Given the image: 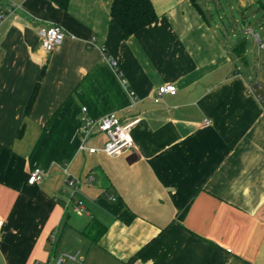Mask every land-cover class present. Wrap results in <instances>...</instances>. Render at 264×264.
<instances>
[{"label": "crops", "instance_id": "crops-1", "mask_svg": "<svg viewBox=\"0 0 264 264\" xmlns=\"http://www.w3.org/2000/svg\"><path fill=\"white\" fill-rule=\"evenodd\" d=\"M112 1L0 0V264H264V0H151L128 37ZM82 106L138 119L133 146L107 155Z\"/></svg>", "mask_w": 264, "mask_h": 264}, {"label": "built area", "instance_id": "built-area-1", "mask_svg": "<svg viewBox=\"0 0 264 264\" xmlns=\"http://www.w3.org/2000/svg\"><path fill=\"white\" fill-rule=\"evenodd\" d=\"M14 5L0 6V22L4 20L9 14L14 11ZM37 36L39 38V47L45 52H51L56 46L60 45L66 35L65 30L58 24L40 25L36 29ZM256 89H260V85H249L248 91L255 92ZM176 90L174 84H163L158 86L156 93L154 94V101H159L164 94H173ZM129 94L134 98V92L129 91ZM258 100L262 101V95H257ZM80 119L82 121V130L85 137L92 134H103L106 138L102 151L109 156H115L122 153L124 150L133 146L130 136V130L132 126L138 121V119L131 120L129 122H122L121 119L114 113L105 114L99 118H93L88 115L86 106L80 108ZM81 149H87L89 153H94L98 150L96 147H87L84 142L80 146ZM43 170L37 168L33 170L29 177L28 183L32 184L38 182L43 177ZM66 183L72 187L73 192L77 189L80 180L78 178L67 177ZM3 221L0 219V229L2 228ZM64 255L58 257L57 262L60 263L63 260ZM74 259V257H70Z\"/></svg>", "mask_w": 264, "mask_h": 264}, {"label": "trees", "instance_id": "trees-1", "mask_svg": "<svg viewBox=\"0 0 264 264\" xmlns=\"http://www.w3.org/2000/svg\"><path fill=\"white\" fill-rule=\"evenodd\" d=\"M53 1L60 8H64L68 0ZM192 1L195 3V0ZM110 15L121 28L123 37H128L157 20V14L151 0H113L110 7ZM84 233L86 232L84 231ZM100 234L93 236V241H96Z\"/></svg>", "mask_w": 264, "mask_h": 264}, {"label": "rangeland", "instance_id": "rangeland-1", "mask_svg": "<svg viewBox=\"0 0 264 264\" xmlns=\"http://www.w3.org/2000/svg\"><path fill=\"white\" fill-rule=\"evenodd\" d=\"M222 5H224L225 8H226V6H227V5L225 4V1H224V0L222 1ZM227 8H228V7H227ZM227 8H226V9H227ZM220 9H221V8H220ZM220 11H222V9H221ZM226 14H227V16H230V13H229V10H228V9L226 10ZM227 16H226V17H227ZM214 17H215L218 21H221V22L227 23V22H226V21H227V18H226L225 16H223V15L221 16V18H218V13H214ZM222 17H223V18H222Z\"/></svg>", "mask_w": 264, "mask_h": 264}, {"label": "water", "instance_id": "water-1", "mask_svg": "<svg viewBox=\"0 0 264 264\" xmlns=\"http://www.w3.org/2000/svg\"><path fill=\"white\" fill-rule=\"evenodd\" d=\"M237 36H238V35H237ZM237 36H236V37H237Z\"/></svg>", "mask_w": 264, "mask_h": 264}]
</instances>
